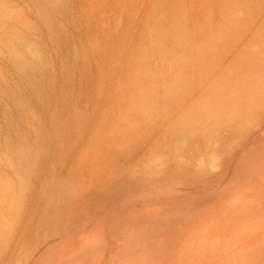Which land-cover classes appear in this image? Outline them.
<instances>
[{"label": "rangeland", "instance_id": "374dc122", "mask_svg": "<svg viewBox=\"0 0 264 264\" xmlns=\"http://www.w3.org/2000/svg\"><path fill=\"white\" fill-rule=\"evenodd\" d=\"M7 2L0 264H264V0Z\"/></svg>", "mask_w": 264, "mask_h": 264}, {"label": "bare ground", "instance_id": "6f19581e", "mask_svg": "<svg viewBox=\"0 0 264 264\" xmlns=\"http://www.w3.org/2000/svg\"><path fill=\"white\" fill-rule=\"evenodd\" d=\"M8 1H11V0H8ZM60 0H33V2H35V4H37L38 6L39 5H41V7H42V9L44 8H46V9H48L47 7H45V5H46V3H54V4H56V3H58ZM44 3V2H46L45 4H40V3ZM56 2V3H55ZM50 3V4H51ZM10 6V4L7 2V0H0V26H1V29H0V38H2V40H3V38H4V40L5 39H7V40H5L4 41V43L2 44V45H5L6 46V48H9V50L11 51V49L14 51V53L16 52L15 50H22V53H19L20 51H18V52H16V55H17V53L20 55V57L22 56L23 57V59H21V58H19V55H17L16 57L14 56V60L16 61V62H19L18 60H21V61H25V60H27V62H31L32 63V61H33V59H32V57L33 58H35V62L37 63V62H42V65L43 64H45V62H44V58L46 59V57H47V55H41L42 53H40L39 51H38V49H36V48H32V47H30V45L29 44H31V42H33V41H30L31 40V38L30 37H28V38H30V39H27L26 38V40L25 39H20V37L18 36L19 34H18V31H16L17 33H15V34H18V35H16L15 37L10 33V35H12V36H10V35H8V34H6L8 31H11V30H8L9 29V27L11 26V25H6V23H8L7 21H10V20H12L11 18H12V15L14 14H12V12H11V10H10V8H9V6ZM43 5H44V7H43ZM33 6H34V4H33ZM57 6V5H56ZM36 7V6H35ZM12 8V7H11ZM62 8V7H61ZM36 9V8H35ZM41 9V8H40ZM46 9L42 12L41 10V15L39 14V17L41 16V18L40 19H42L43 18V20H46L47 22H50V23H53V15L55 14H53V13H51L50 11H46ZM51 9H53V7H51ZM17 10V9H16ZM58 10V9H57ZM36 11V10H35ZM38 11V10H37ZM37 11L35 12V13H37ZM39 11V12H40ZM59 11V10H58ZM61 11V10H60ZM49 13H51V14H49ZM58 13V12H57ZM93 13V12H92ZM42 14H43V17H42ZM60 15V14H59ZM92 15V14H91ZM15 16H16V14H15ZM38 16V15H37ZM57 16V15H56ZM56 16L54 17V18H56ZM95 17V16H94ZM58 18V17H57ZM66 20V19H65ZM62 21V20H61ZM11 22V21H10ZM12 22H13V20H12ZM30 22V21H29ZM41 22V21H40ZM43 22V21H42ZM22 23V22H21ZM20 23V24H21ZM24 24L23 25H25V26H28V25H30V24H27V22H25V20H24V22H23ZM55 23V22H54ZM60 23H62V22H60ZM14 24H17V23H14ZM13 24V25H14ZM19 24V25H20ZM45 24V23H44ZM31 25H32V23H31ZM182 24H180L179 26L177 25L176 27H174V30H176L175 32L177 33V35H183V30H181V26ZM18 26V25H17ZM55 26H56V24H55ZM20 27V26H19ZM23 27V26H22ZM34 27H36V26H34ZM17 28V27H16ZM21 28V27H20ZM55 28V27H54ZM53 28V29H54ZM60 28V27H59ZM15 29V28H14ZM57 29V28H56ZM5 30H7V31H5ZM16 30V29H15ZM15 30H13V31H15ZM27 30V29H26ZM32 30V33L34 34V32H33V30H35L34 28L33 29H31ZM30 30V31H31ZM50 30V29H49ZM22 31H23V29H22ZM25 31V30H24ZM30 31H28V32H30ZM38 31V30H37ZM53 32H55L54 30H51V33H53ZM31 33V32H30ZM37 33V32H36ZM14 34V35H15ZM21 34V33H20ZM24 34V33H23ZM28 34V33H27ZM27 34H26V36H27ZM41 34V33H40ZM8 35V36H7ZM32 35V34H31ZM10 36V37H9ZM17 36H18V38L19 39H16L17 38ZM22 36V35H21ZM30 36V35H29ZM40 36V35H39ZM7 37H9V38H7ZM41 37V36H40ZM67 37V36H66ZM12 38H13V40H12ZM23 38H25L24 37V35H23ZM37 38H38V36H37ZM42 38V37H41ZM15 39V40H14ZM40 39V38H39ZM1 40V41H2ZM17 40V41H16ZM21 40H25L24 42L22 41V42H20ZM27 40H29V42L27 41ZM19 41V45L17 44V42ZM36 41V40H35ZM156 41V40H155ZM28 42V43H27ZM37 42V41H36ZM99 43V42H98ZM33 44H35V43H32V46L34 47L35 45H33ZM1 45V44H0ZM1 45V46H2ZM5 46H4V48H5ZM19 46H21L20 48H19ZM38 45L36 44V47H37ZM39 48H41V49H43V47H39ZM99 48V47H98ZM104 48H105V46H104ZM106 49V48H105ZM8 50V49H7ZM8 50V51H9ZM41 51V50H40ZM43 51V50H42ZM41 51V52H42ZM47 51V50H46ZM4 54L5 53H7V52H3ZM49 53V52H48ZM1 55V54H0ZM4 55L2 54V57H3ZM44 56V57H43ZM24 57L26 58V59H24ZM29 58H30V60H29ZM50 60V59H49ZM14 61V62H15ZM33 61V62H34ZM26 62V61H25ZM44 62V63H43ZM13 63V62H12ZM51 63H52V60H51ZM65 63V62H64ZM17 64H19V63H17ZM16 64V66L19 68V67H22V64H21V66H20V64H19V66ZM61 64H63V63H61ZM14 65H15V63H14ZM32 66H31V68L34 70V68H37V70L36 71H40V70H38V66L34 63H32L31 64ZM33 65H35V66H33ZM49 65H50V63H49ZM65 65V64H64ZM24 66V65H23ZM25 66H26V64H25ZM37 66V67H36ZM41 66V65H40ZM67 66V65H66ZM27 67V66H26ZM25 67V68H26ZM51 67V66H50ZM53 67V66H52ZM52 67H51V69H52ZM14 69H16V68H14ZM19 69H22V68H19ZM24 69V68H23ZM22 69V70H23ZM30 69V68H29ZM40 69V68H39ZM71 69V68H70ZM50 70V69H49ZM64 70V69H63ZM29 71V70H28ZM24 72V71H23ZM41 72V71H40ZM61 72V71H60ZM70 72V71H69ZM34 73H35V71H34ZM51 73V72H50ZM63 73V72H62ZM14 74H15V72H14ZM27 74V73H26ZM37 74H39L38 72H36V74L35 75H37ZM64 74V73H63ZM2 75V74H1ZM48 75H49V73H48ZM51 75V74H50ZM39 75H37V77H38ZM31 77V76H30ZM34 77H36V76H34ZM37 77H36V79H34L33 78V82H34V80H37L38 82H39V80L37 79ZM40 77V79H42L41 78V76H39ZM3 80V81H2ZM1 80V78H0V84L2 83L3 84V82H4V79H2ZM15 81V80H14ZM5 84H6V82H4ZM23 83V82H22ZM29 83L32 85V81L30 80V82H29V80H28V86H29ZM35 83V82H34ZM46 83V82H45ZM10 84V83H9ZM39 84V86L41 85L40 84V82L38 83ZM37 83H36V85H38ZM14 85V84H13ZM15 85H17V84H15ZM29 86L30 88H29V90L32 88V86L33 85H35V84H33L32 86ZM2 87H3V85H1ZM6 86H7V84H6ZM38 86V87H39ZM1 87V88H2ZM36 87V86H35ZM41 87V86H40ZM54 87V86H53ZM0 88V90H2ZM4 88H5V90H6V87L4 86ZM43 88V87H42ZM39 89V88H38ZM7 91V90H6ZM18 91V90H17ZM32 91H34V89L32 90ZM35 91L36 92H38L37 90H36V88H35ZM39 92L41 93L42 91H40L39 90ZM4 93V92H3ZM25 93V92H24ZM19 94H21V92L19 93ZM19 94L17 95V96H19ZM37 94V93H36ZM21 96V95H20ZM22 96H23V101H24V95L22 94ZM38 96H39V94H38ZM61 96V95H60ZM17 98V97H16ZM11 99V98H10ZM9 99V100H10ZM20 99H22V97H20ZM15 101V100H14ZM19 101V100H18ZM27 101H29V100H26L25 102L27 103ZM11 103V102H10ZM16 103H17V100H16ZM24 103V102H23ZM25 103V104H26ZM28 104V103H27ZM8 105H9V103H8ZM7 105V106H8ZM17 105V107H18V104H16ZM10 107L12 106V104L11 105H9ZM19 106H20V104H19ZM25 106L26 105H24V108H25ZM28 106V105H27ZM57 106V105H56ZM73 106V105H72ZM16 107V106H15ZM21 107V106H20ZM22 107H23V105H22ZM21 107V108H22ZM12 108V110H13V108H14V106L13 107H11ZM10 108V109H11ZM73 108V107H72ZM76 108V107H75ZM31 108H28V110H30ZM11 110V111H12ZM18 110H19V108H18ZM17 110V111H18ZM24 110V109H23ZM28 110L27 111H25V112H27V114H28ZM3 112H1L3 115H4V113H5V115L4 116H6V114L8 113V114H11V111L8 109L7 111H9V112H4L5 110H2ZM14 111V113H15V111H16V109L15 110H13ZM21 110H19L18 112H20ZM24 111H21L20 112V114L19 113H17L16 112V114H18V115H20L23 119H24V115L22 116V114L21 113H23ZM24 112V113H25ZM31 111H29V113H30ZM7 114V115H8ZM32 114V112L30 113V115ZM74 114V113H73ZM12 115H13V113H12ZM12 115H10L11 117H12ZM26 115V114H25ZM29 115V114H28ZM28 115H26L27 117L26 118H28ZM34 115V114H33ZM39 114H37V116H38ZM0 117V121H1V118H5V117ZM9 116V115H8ZM8 116H6V118L8 117ZM29 117H32V116H29ZM36 116L34 115V118H35ZM55 117H56V115H55ZM9 118V117H8ZM6 119V120H11V119ZM17 118V117H16ZM40 118V117H39ZM64 118V117H63ZM72 117H69V121L71 120V122H72V119H71ZM13 119H15V117L13 116L12 117V120ZM18 119H19V116H18ZM17 119V120H18ZM37 119V118H36ZM41 119V118H40ZM65 119V118H64ZM4 120V119H3ZM11 120V121H12ZM17 120H14V122H16ZM29 121H30V119H28ZM7 121V122H8ZM10 121V122H11ZM24 121V120H23ZM28 121V122H29ZM7 122L4 120V123H6L7 124ZM20 122H22V121H20ZM26 122V121H25ZM22 123H24V122H22ZM22 123H20V124H22ZM40 123L41 122H39L38 124L40 125ZM62 123H64V125L66 124V125H68V121H66L65 122V120H64V122H62ZM1 124V123H0ZM3 124V123H2ZM5 124V125H6ZM11 124H13L12 122H11ZM15 124V123H14ZM14 124H13V127H15V126H17L18 127V125H15L14 126ZM32 124H34V123H32ZM73 124V123H72ZM10 125V124H9ZM9 125H7V127L9 126ZM30 125H31V123H30ZM63 125V124H62ZM62 125H61V127H62ZM63 125V127H65ZM74 125V124H73ZM12 126V125H11ZM23 126V125H22ZM71 126V125H70ZM77 126V125H76ZM12 127V129L14 130V128ZM32 127V126H31ZM30 127V128H31ZM73 127V126H72ZM3 128V127H2ZM1 128V129H2ZM10 128V127H9ZM35 128H36V132H37V127L35 126ZM35 128H33V129H35ZM15 129H16V127H15ZM18 129H19V127H18ZM17 129V130H18ZM63 129H65V128H62L61 129V131H60V129H59V131L60 132H62L63 131V133H64V130ZM70 129H71V127H70ZM3 130H4V128H3ZM6 130V129H5ZM10 129H8V131H7V135L9 134V133H11L10 131H9ZM17 130H16V132H17ZM20 130H22V127H21V129ZM20 130H18V132L20 131ZM23 130H24V127H23ZM22 130V131H23ZM25 130H27L26 128H25ZM69 130V129H68ZM48 131V130H47ZM9 132V133H8ZM24 132V131H23ZM39 132V131H38ZM65 132H67V130H65ZM71 132H73L72 131V129H71ZM2 133V132H1ZM1 133H0V136H1ZM20 133L22 134V136H23V133L20 131ZM25 133H27V132H25ZM24 133V134H25ZM40 133V132H39ZM39 133H37V134H39ZM69 133V132H68ZM18 134V133H17ZM28 134V133H27ZM47 134V133H46ZM64 134H66V133H64ZM63 134V135H64ZM72 134V133H71ZM2 135H6V134H2ZM12 135V134H11ZM14 135V134H13ZM16 136H18V135H16ZM27 136H29L30 137V135H27ZM27 136H23V137H27ZM43 136V135H42ZM67 136V135H66ZM3 137H5L6 138V136H3ZM15 137V136H14ZM13 136H12V138L14 139V140H16L15 138H18V137H15L14 138ZM4 138V141L6 142V139ZM9 138H10V136H9ZM28 138V137H27ZM44 138H45V136H44ZM22 139H24V138H22ZM22 139H21V141H22ZM29 139H31V138H29ZM28 139V140H29ZM42 139H43V137H42ZM47 139V138H46ZM46 139H44V140H46ZM61 140H60V142L62 141V137L60 138ZM8 140V139H7ZM25 140V139H24ZM27 140V139H26ZM63 140H64V136H63ZM31 141V140H30ZM35 141H36V139H35ZM47 141V140H46ZM45 141V142H46ZM13 142H15V141H13ZM27 142V141H26ZM1 143V142H0ZM2 143H4L3 142V140H2ZM8 143H10V141L8 142ZM6 144H7V142H6ZM21 144H22V142H21ZM28 144V142L26 143V146H28L27 145ZM31 144V142H29V145ZM8 145V144H7ZM10 145V144H9ZM9 145H8V147H9ZM32 145V144H31ZM47 145V144H46ZM17 146V145H16ZM25 146V149H27V147ZM33 146V145H32ZM48 146V145H47ZM61 146H63V145H61ZM19 147V146H18ZM17 147V148H18ZM0 148H2L3 149V147L0 145ZM10 148V147H9ZM23 148V149H22ZM47 148V147H46ZM62 147H60V150H62L61 149ZM64 148V147H63ZM18 149H21L22 150V152H19L17 155L15 154V157H13V158H11V160L13 161L14 159L15 160H21V159H25V158H30V156H31V154H30V151H29V147H28V151L27 150H25L24 149V145H22L21 147H19ZM31 149H33V148H31ZM47 150V149H46ZM58 150H59V148H58ZM65 150V149H64ZM64 150H62V151H64ZM68 150V149H67ZM70 150V149H69ZM18 151V150H17ZM26 153H25V152ZM34 151V150H33ZM11 152V151H10ZM46 152V151H45ZM12 153V152H11ZM34 153V152H33ZM40 153V152H39ZM47 153V152H46ZM58 154V153H57ZM5 155H6V153H5ZM8 155V154H7ZM36 155H37V152H36ZM40 157V156H39ZM23 163V162H22ZM4 166V165H3ZM22 166V165H21ZM23 167V166H22ZM26 169V168H25ZM20 169H18V171H19ZM26 171V170H25ZM20 172V171H19ZM18 173V172H17ZM19 176V175H18ZM7 181L9 182V178L8 177H6V176H4L3 174H0V187H1V189H0V232H3V230L2 229H4V228H6L5 226H3V225H5L4 224V220L2 219V217H6V216H10V215H12L13 214V210H12V208H10L9 206H7V201H14V193H13V190H12V188H11V185L10 184H8L7 183ZM72 181V180H71ZM71 183V182H70ZM23 184V183H22ZM13 185V184H12ZM47 185V184H46ZM15 187V186H14ZM23 187V186H22ZM24 188V187H23ZM48 191V190H47ZM46 192V191H45ZM20 194V193H19ZM44 195V194H43ZM46 196V195H45ZM55 200V199H54ZM56 201V200H55ZM40 202V201H39ZM52 202V201H51ZM54 202V201H53ZM27 203V202H26ZM55 203V202H54ZM59 203H60V201H59ZM42 205V204H41ZM54 205V204H53ZM52 206V205H51ZM53 207V206H52ZM56 207V206H55ZM59 206H57V208H58ZM53 209V208H52ZM50 212H52L53 213V211H50ZM6 225H8L7 223H6ZM10 225H12V223H10ZM2 234V233H1ZM0 234V235H1ZM8 234V233H7ZM4 237H6V236H4ZM2 240V237L0 236V241ZM4 243V242H3ZM1 244V243H0Z\"/></svg>", "mask_w": 264, "mask_h": 264}]
</instances>
